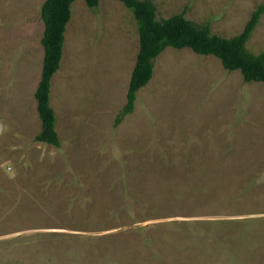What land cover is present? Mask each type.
Segmentation results:
<instances>
[{"label":"rangeland","instance_id":"1","mask_svg":"<svg viewBox=\"0 0 264 264\" xmlns=\"http://www.w3.org/2000/svg\"><path fill=\"white\" fill-rule=\"evenodd\" d=\"M44 1L0 0V264H264V83L168 46L115 125L138 24L76 0L51 80L60 147L39 142ZM152 1L225 37L264 2ZM246 46L264 52V14Z\"/></svg>","mask_w":264,"mask_h":264},{"label":"trees","instance_id":"2","mask_svg":"<svg viewBox=\"0 0 264 264\" xmlns=\"http://www.w3.org/2000/svg\"><path fill=\"white\" fill-rule=\"evenodd\" d=\"M74 1L76 0H45L41 7L44 58L35 98L42 130L35 139L55 147H60V138L56 129V114L50 104L51 80L60 67L64 34ZM83 1L89 8H96L100 3V0ZM118 1L132 10L137 21L139 51L130 77L126 103L116 117L115 125L133 112L137 92L150 82L155 59L168 46L177 49L188 47L200 55H214L221 60L226 70H239L245 82L264 83V52L255 54L246 46L264 14V2L254 9L241 32L225 37L213 32L209 22L197 23L187 18L183 12L157 18L156 5L152 0Z\"/></svg>","mask_w":264,"mask_h":264}]
</instances>
